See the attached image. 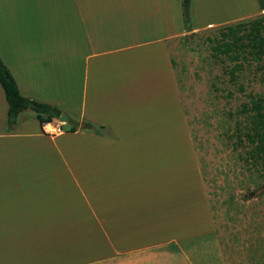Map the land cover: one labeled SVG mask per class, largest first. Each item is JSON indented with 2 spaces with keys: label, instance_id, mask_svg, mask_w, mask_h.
Returning <instances> with one entry per match:
<instances>
[{
  "label": "crops",
  "instance_id": "obj_1",
  "mask_svg": "<svg viewBox=\"0 0 264 264\" xmlns=\"http://www.w3.org/2000/svg\"><path fill=\"white\" fill-rule=\"evenodd\" d=\"M252 1L254 10L244 12L243 0H194L193 31L187 32L181 0H61L56 35L46 27L52 22L45 19L37 25L34 16L39 10L32 6L12 5L11 15L1 6L0 31L12 34L11 64L1 48L0 54L21 94L63 105L80 126L77 129L63 111L71 122L57 137L43 131L28 109L20 114L15 130L7 131L8 102L0 84V264H53V236L61 241L62 251L75 250L58 264H193L181 259L174 246L166 253L160 244L157 253L146 247L117 248L113 236L128 243L127 237L160 240L189 236L199 227L196 184L182 180L181 191L159 187V182L171 181L167 161L178 157L177 150L186 161L193 156L169 42L264 13V0ZM58 47L74 68L46 66ZM36 50L42 54L34 55ZM18 58L27 61L28 74L19 72ZM85 123L103 126L107 134H95L87 124L81 129ZM159 135L183 138L159 140ZM159 144L168 146L170 153L159 155ZM54 170L81 198L87 197L83 189L88 186L95 197L98 193L89 204L91 215L47 214ZM79 203L73 200L71 205ZM99 219L106 220L105 259L98 258L103 248L94 245Z\"/></svg>",
  "mask_w": 264,
  "mask_h": 264
},
{
  "label": "rangeland",
  "instance_id": "obj_2",
  "mask_svg": "<svg viewBox=\"0 0 264 264\" xmlns=\"http://www.w3.org/2000/svg\"><path fill=\"white\" fill-rule=\"evenodd\" d=\"M60 2L61 0H0V8L3 6L5 14L11 15L12 5L20 9L32 6L36 11L39 10L34 16L37 25L39 22L42 25L45 19L52 22L46 27H52V35H56L61 26L58 15ZM243 8L244 12L254 10L253 1L243 0ZM49 9L53 11L49 12ZM182 9L181 0L183 17ZM263 14L259 13L244 19H254ZM191 15L192 23L188 26L194 24V0H192ZM188 26L185 25L186 31ZM221 30L214 27L194 34H186L169 42L181 89L183 109L189 124L193 156L186 161L179 157L183 153L177 150L178 157H174L173 161H167L169 170L165 168L172 176L171 181H165V184L159 182V187L176 190L178 188L181 191L184 187L180 183L183 182L182 180L188 179L194 182L196 184L195 220L199 227L194 234L185 237L164 236L160 240L158 237H142L141 241L138 240L139 237L136 238L137 240H134V237H127L131 239L129 243L132 245L123 242L124 237L113 236L117 248L146 247L157 253L160 244L163 245L165 253L174 246L175 250H179L181 259H190L193 264H264V189H259V185H264V180L259 179L244 162L237 131L242 104L248 102L253 95H264V62L257 63L251 60L232 76L229 70L234 64L226 55L217 51L222 43ZM11 35L9 31L3 33L0 31V48L10 64L13 59ZM23 39L27 42L26 38ZM38 41L42 42V39ZM19 45L22 48L24 44ZM37 45L41 46L38 43ZM20 50L18 49L17 53H20ZM35 53L34 55L37 56L42 54L40 50H36ZM49 55L52 63L51 65L45 63L47 67L74 68V63H70L69 58L64 59V51L59 47L57 56ZM16 62L20 67L19 72L23 74V71H26L25 73L28 74L27 61L18 58ZM57 105L66 112L67 109L63 105ZM66 113L75 121L78 120L72 111L68 110ZM53 122L56 123L57 119ZM77 123L79 125L75 124V126L78 129L80 122ZM62 127L64 130L62 134L52 135L59 137L66 133V124ZM43 131L50 133L45 128ZM169 137L183 138L176 135H159V140H171ZM169 153L168 146L159 144V155ZM188 162L186 173L189 171V174L186 175L183 168ZM51 179L50 184L53 187L52 191L47 190V193H50L47 199L48 203H52V208L46 211L47 214L91 215L89 204L94 202L95 196L90 186L83 189L87 196L83 199L78 190L69 187L68 181L57 171L51 172ZM97 197L98 193L95 199ZM173 198L177 200V195L173 194ZM73 200L80 203L73 207L71 205ZM96 222L98 220L94 219V223ZM99 222L100 226L97 227L95 224V228L100 235L98 240L95 238L94 245L103 248L98 258L105 259L108 256L107 248L104 247L108 244V237L104 234L107 230L106 220L99 219ZM52 238L50 255L53 264H58L62 257L74 255L75 250L68 248L62 251L61 241L56 236ZM88 238L92 237H84L85 240ZM154 247L158 249H151ZM83 248L87 251L91 248V244Z\"/></svg>",
  "mask_w": 264,
  "mask_h": 264
},
{
  "label": "trees",
  "instance_id": "obj_3",
  "mask_svg": "<svg viewBox=\"0 0 264 264\" xmlns=\"http://www.w3.org/2000/svg\"><path fill=\"white\" fill-rule=\"evenodd\" d=\"M184 24L192 23V0H182ZM221 30L222 43L218 53H223L234 64L229 73L235 76L246 63L251 60L264 62V14L254 19H242L233 23L216 27ZM191 26L187 32H192ZM194 34V33H191ZM174 64V61H173ZM264 67V64H263ZM0 84L8 102L6 130H15L21 113L31 109L41 125L60 118L63 110L57 104H49L25 97L9 67L0 55ZM241 119L238 122L240 146L243 149L244 162L259 179L264 180V95L251 96L239 110ZM74 126L79 125L76 121ZM87 128L98 135H106L105 127L87 123ZM264 189V185H259Z\"/></svg>",
  "mask_w": 264,
  "mask_h": 264
},
{
  "label": "built area",
  "instance_id": "obj_4",
  "mask_svg": "<svg viewBox=\"0 0 264 264\" xmlns=\"http://www.w3.org/2000/svg\"><path fill=\"white\" fill-rule=\"evenodd\" d=\"M63 123L58 121L56 123L54 122H50V123H46L44 124V128L46 129L47 132H50L51 134H62L64 132L63 130Z\"/></svg>",
  "mask_w": 264,
  "mask_h": 264
},
{
  "label": "water",
  "instance_id": "obj_5",
  "mask_svg": "<svg viewBox=\"0 0 264 264\" xmlns=\"http://www.w3.org/2000/svg\"><path fill=\"white\" fill-rule=\"evenodd\" d=\"M59 121L62 122L63 124H69L71 122V118L67 114L62 113L59 118ZM84 128H86V124L81 125V129Z\"/></svg>",
  "mask_w": 264,
  "mask_h": 264
}]
</instances>
